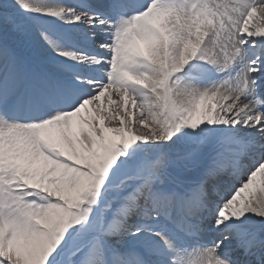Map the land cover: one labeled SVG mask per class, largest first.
Here are the masks:
<instances>
[{
  "label": "snow or ice",
  "instance_id": "6c2138e0",
  "mask_svg": "<svg viewBox=\"0 0 264 264\" xmlns=\"http://www.w3.org/2000/svg\"><path fill=\"white\" fill-rule=\"evenodd\" d=\"M0 264H264V0H0Z\"/></svg>",
  "mask_w": 264,
  "mask_h": 264
},
{
  "label": "bare ground",
  "instance_id": "6f19581e",
  "mask_svg": "<svg viewBox=\"0 0 264 264\" xmlns=\"http://www.w3.org/2000/svg\"><path fill=\"white\" fill-rule=\"evenodd\" d=\"M247 194V193H246Z\"/></svg>",
  "mask_w": 264,
  "mask_h": 264
}]
</instances>
